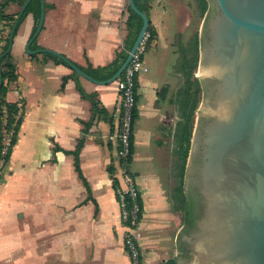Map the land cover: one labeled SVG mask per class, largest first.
<instances>
[{"label": "crops", "instance_id": "0c3cea01", "mask_svg": "<svg viewBox=\"0 0 264 264\" xmlns=\"http://www.w3.org/2000/svg\"><path fill=\"white\" fill-rule=\"evenodd\" d=\"M45 3L44 23L36 39L39 47L96 67L108 63L124 44L127 0ZM147 5L156 37L144 52L147 70L137 76L129 167L141 198L142 263L175 264V260L179 263L176 234L184 214L174 212L170 182L163 186L162 179L170 177V164L177 161L180 51L196 31L199 35L203 16L197 0H149ZM32 25L33 15L28 13L10 48L17 78L9 84L6 99L22 106L16 141L0 180V257L27 251L26 264H130L123 242L126 226L108 171L116 168L115 143L109 137L117 131L116 83L99 84L77 75L81 86L95 92L99 106L107 111L82 132L83 121L91 116L90 103L80 96L73 77L61 85L62 77L72 73L67 64L25 52ZM82 135L79 166L90 197L74 168L73 155L64 151L74 149ZM26 236L29 239L22 244ZM43 237L47 239L40 248L38 240Z\"/></svg>", "mask_w": 264, "mask_h": 264}, {"label": "water", "instance_id": "95a60500", "mask_svg": "<svg viewBox=\"0 0 264 264\" xmlns=\"http://www.w3.org/2000/svg\"><path fill=\"white\" fill-rule=\"evenodd\" d=\"M30 0H24L17 23ZM199 28L197 76L203 97L185 164V217L175 264H264V0H207ZM142 25L106 79L92 78L62 52L30 48L42 29L45 0L25 52L51 53L95 83L115 81L143 39L148 16L127 0ZM2 77L0 75V83Z\"/></svg>", "mask_w": 264, "mask_h": 264}, {"label": "trees", "instance_id": "16d2710c", "mask_svg": "<svg viewBox=\"0 0 264 264\" xmlns=\"http://www.w3.org/2000/svg\"><path fill=\"white\" fill-rule=\"evenodd\" d=\"M23 1L24 0H0V24H2V22H6L7 24H9V31L5 36L4 44L2 45V50L0 51V54L7 48L10 29L18 13V10L14 13H9L5 11V8L10 2H18L20 7ZM134 1L135 4L138 6V8H140L144 12H147V7H148L147 4L149 0H144L143 2L139 0H134ZM197 1L199 6L200 16H203L207 9L208 1L207 0H197ZM46 5L47 3H45V6ZM127 10L129 13L125 21L127 34L124 38V44L115 51L114 57L108 63L94 67L90 63H87V65H81L74 61V63H76L82 70H84L92 78L103 80L111 76L114 73V71L117 69L119 64L125 58L128 50L131 48L136 38V35L139 32V29L142 25V19L137 13H135L129 7L128 4H127ZM28 13H32L33 15V25L30 33L31 35L36 27V23L40 15V0H30L28 2L17 23L13 36L16 34V30L18 26L20 25V23L23 21V19ZM146 33L148 34V36L144 40L145 51L148 49V47H150L152 41L156 37V30L150 20H148ZM36 39L37 37L32 41L30 48L39 47V45L36 42ZM198 47H199V35H198V31H196V33L193 35L192 39L190 40L188 46L184 47L180 51V72L182 73L183 81L178 91L176 92V99L179 105V109L181 110V120L178 122L177 128L175 129L174 132L175 146H176L174 150L177 155V161L175 162L174 165V171L177 178L175 191L177 192V196L180 197V200L182 202L179 207L182 209L184 217H185L186 196L183 193V179L185 173L186 159L190 147V138L192 134L195 109L198 104L199 91L201 88L200 81L196 76H194V71L198 65ZM42 54L43 56L52 57L56 62H61L66 64L62 59L51 53L44 52ZM30 55L34 56L36 54H30ZM0 75L2 77V81L0 83V158H1V149L3 146L2 130L3 128H5L6 130L9 129L13 130L10 138V146L8 148L7 153L4 155V161L6 162L9 158L12 146L16 141L17 130L21 122L20 117L18 118L14 117V113L17 110L16 102L9 101L6 99V92L8 90L9 84L17 78L16 65L11 59L10 50L2 54L0 57ZM68 77H73L75 79L76 87L80 93V96L84 99H87L90 103L91 116L88 121H83L84 127L82 128V132H85L87 126L90 124V122L93 120L94 117L96 116L105 117L107 115V111L103 107L99 106V100L96 98L95 92H87L81 86L80 82L77 79V74L75 73V71L72 70V73L70 75H64L62 77V83H61L62 86ZM122 77L123 76H121V78ZM136 101H137V93H135V105L133 107L134 119L132 122V132L130 134L129 160L131 159V155L133 152V125H134V120L137 116ZM83 141H84V135L80 136L76 144V147L74 149L64 150V151L67 153H71L73 155L74 168L86 187V190L88 192V197H90V188L88 182L83 176L79 166L78 155L80 148L83 145ZM108 171L112 176V184L116 192L117 179L113 176L114 168L108 167ZM116 196H117V192H116ZM138 200L141 206L140 193L138 194ZM140 216H141V212H140Z\"/></svg>", "mask_w": 264, "mask_h": 264}, {"label": "built area", "instance_id": "2783aa9c", "mask_svg": "<svg viewBox=\"0 0 264 264\" xmlns=\"http://www.w3.org/2000/svg\"><path fill=\"white\" fill-rule=\"evenodd\" d=\"M148 34L145 32L143 39L138 44L133 56L120 76L115 80L119 92L120 101L113 114L116 118L114 139L116 168L113 176L117 179V200L120 207V216L126 226L124 234V248L129 256L130 264L142 263V250L140 246L141 232L139 227L141 206L138 200V188L133 172L129 169L130 163V134L132 132L133 107L135 105V93L137 76L140 72L146 71L144 62L145 45L144 40ZM121 76H123L121 78ZM17 110L14 117H20L21 102H17ZM3 146L0 158V180L5 166L4 155L10 146V138L13 130L3 128Z\"/></svg>", "mask_w": 264, "mask_h": 264}, {"label": "rangeland", "instance_id": "374dc122", "mask_svg": "<svg viewBox=\"0 0 264 264\" xmlns=\"http://www.w3.org/2000/svg\"><path fill=\"white\" fill-rule=\"evenodd\" d=\"M19 8L20 7H19L18 2H10L6 6L5 11H7L9 13H14L17 10H19ZM198 21H199V18L197 17L196 18L197 24H198ZM0 25H1L0 26V41H1V43H0V51H1L2 50V45L4 44L5 36L7 35V32L9 31V24H7L6 22H2V24H0ZM17 30H18V28H17ZM198 57H199V47H198ZM173 59H174V57H173ZM181 76H182V73H181ZM194 76H196L198 78V80H199V77L197 76V67H196V69L194 71ZM182 81H183V76H182ZM200 84H201V82H200ZM200 87L201 88H200V91H199L198 104H197V107L195 109V115H194V121H193L192 131H193L194 124H195V121H196V116L198 115V108H199L200 102H201L202 97H203L202 84H201ZM176 101H177V99H176ZM153 164H155V163H153ZM174 165H175V162L173 161L170 164V173L168 175V177L169 176L170 177L169 178H164L162 180H163V186H165V184L167 185V183L170 182L169 183L170 185L168 187V190H169V195L168 196H169V198L172 199V204H173L172 207L178 209V207L180 206V204L182 202L180 200V197L177 196V192L175 191V185L177 183V178H176L175 171H174ZM129 169H130V167H129ZM156 169H157V171H159L160 170V167L158 165H156ZM184 179H185V177H184ZM184 179H183V193L185 194V192H184ZM138 181H139V179H138ZM139 184L141 185V182L140 181H139ZM137 188H138V185H137ZM138 191H139V188H138ZM139 193H140V191H139ZM177 209H176V211H175V209H173L174 212H176L178 214L181 213L182 209L180 207H179V210H177ZM182 213H183V211H182ZM140 232H141V238H142V230H141V227H140ZM141 238H140V240H141ZM25 239H29V236H26L25 238L22 239V241H21L22 244H24L26 242ZM46 239H47L46 237H43V238H41V239L38 240V245H40L39 246L40 248H43V246L45 245ZM20 255H22V256L27 255V251H25V252H19V251H17V252H11L10 254H7L5 256H2V257H0V264H26L27 263V261H26L27 260V256H25L26 258H22V256H20ZM19 257H21V258H19Z\"/></svg>", "mask_w": 264, "mask_h": 264}]
</instances>
